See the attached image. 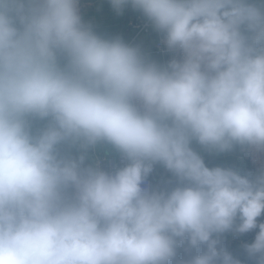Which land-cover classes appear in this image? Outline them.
I'll use <instances>...</instances> for the list:
<instances>
[{
    "label": "clouds",
    "instance_id": "clouds-1",
    "mask_svg": "<svg viewBox=\"0 0 264 264\" xmlns=\"http://www.w3.org/2000/svg\"><path fill=\"white\" fill-rule=\"evenodd\" d=\"M109 3L171 59L0 0V264H264V0Z\"/></svg>",
    "mask_w": 264,
    "mask_h": 264
},
{
    "label": "crops",
    "instance_id": "crops-1",
    "mask_svg": "<svg viewBox=\"0 0 264 264\" xmlns=\"http://www.w3.org/2000/svg\"><path fill=\"white\" fill-rule=\"evenodd\" d=\"M84 12V21L90 23L98 34L106 38L120 37L127 43L139 45L150 59L157 62H166L171 59L172 55H167L165 58H158L154 55V46L159 35L151 27L148 32L140 33L133 41L137 33L135 25L146 18L139 11L132 9L130 5L125 6L123 13L120 14L112 9L109 0L102 2L88 0ZM210 159H218L223 164L241 167L240 159L244 158L239 152H236L232 155ZM245 168L251 170L249 164ZM163 178H166V173L159 167L150 177L153 182H159Z\"/></svg>",
    "mask_w": 264,
    "mask_h": 264
},
{
    "label": "built area",
    "instance_id": "built-area-1",
    "mask_svg": "<svg viewBox=\"0 0 264 264\" xmlns=\"http://www.w3.org/2000/svg\"><path fill=\"white\" fill-rule=\"evenodd\" d=\"M96 2H102L104 0H95ZM88 0H79V8H80V12L82 15V18L84 20L85 17V8L87 6ZM150 25L148 24L147 20L144 19L143 21H140V23L135 25L136 28V36L134 37L133 41L135 40V38L140 35V33L142 32H148L150 29ZM154 55L158 58H165V56L167 55H173L172 53L167 52L163 46L160 44V36L158 37V40L154 46ZM241 157H243L249 164V166L251 167V169L256 167L255 161L252 159V157L250 156H243L241 155ZM152 181V179H150Z\"/></svg>",
    "mask_w": 264,
    "mask_h": 264
},
{
    "label": "rangeland",
    "instance_id": "rangeland-1",
    "mask_svg": "<svg viewBox=\"0 0 264 264\" xmlns=\"http://www.w3.org/2000/svg\"><path fill=\"white\" fill-rule=\"evenodd\" d=\"M255 231H258V229ZM255 231L240 236L226 234L224 237V244L231 252H233L234 255H237L239 258L243 260L245 259V257L243 255L241 246L242 244L251 242L254 239Z\"/></svg>",
    "mask_w": 264,
    "mask_h": 264
},
{
    "label": "water",
    "instance_id": "water-1",
    "mask_svg": "<svg viewBox=\"0 0 264 264\" xmlns=\"http://www.w3.org/2000/svg\"><path fill=\"white\" fill-rule=\"evenodd\" d=\"M240 161H244L243 165H241V167L245 166L247 167L248 166V162L245 160V159H240Z\"/></svg>",
    "mask_w": 264,
    "mask_h": 264
},
{
    "label": "trees",
    "instance_id": "trees-1",
    "mask_svg": "<svg viewBox=\"0 0 264 264\" xmlns=\"http://www.w3.org/2000/svg\"><path fill=\"white\" fill-rule=\"evenodd\" d=\"M258 219H259V220H260V219H264V216H262L261 218H258Z\"/></svg>",
    "mask_w": 264,
    "mask_h": 264
}]
</instances>
